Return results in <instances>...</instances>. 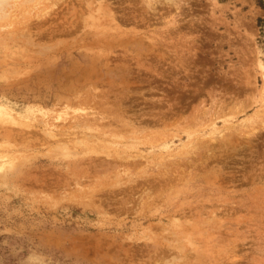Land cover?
<instances>
[{
    "label": "rangeland",
    "instance_id": "374dc122",
    "mask_svg": "<svg viewBox=\"0 0 264 264\" xmlns=\"http://www.w3.org/2000/svg\"><path fill=\"white\" fill-rule=\"evenodd\" d=\"M99 1L0 11V264H264V0Z\"/></svg>",
    "mask_w": 264,
    "mask_h": 264
},
{
    "label": "bare ground",
    "instance_id": "6f19581e",
    "mask_svg": "<svg viewBox=\"0 0 264 264\" xmlns=\"http://www.w3.org/2000/svg\"><path fill=\"white\" fill-rule=\"evenodd\" d=\"M10 1L11 0H0V11L2 12L4 9H6V7L7 6H9V4H10ZM104 0H100L99 2H100V4L103 2ZM149 1V0H148ZM99 4V5H100ZM7 12V11H6ZM5 13V11L0 15V17H2V15ZM6 15V13L4 14V16ZM262 70H264V65H261V67H260ZM262 77H264V76H262ZM1 118H3L2 116H1ZM4 119L5 120H10L11 121V119L8 117V116H5L4 117Z\"/></svg>",
    "mask_w": 264,
    "mask_h": 264
}]
</instances>
